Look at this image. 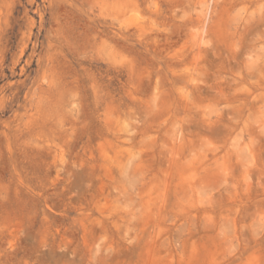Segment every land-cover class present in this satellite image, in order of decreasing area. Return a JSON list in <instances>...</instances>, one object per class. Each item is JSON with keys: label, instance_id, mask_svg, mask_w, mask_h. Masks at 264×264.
Wrapping results in <instances>:
<instances>
[{"label": "rangeland", "instance_id": "374dc122", "mask_svg": "<svg viewBox=\"0 0 264 264\" xmlns=\"http://www.w3.org/2000/svg\"><path fill=\"white\" fill-rule=\"evenodd\" d=\"M0 264H264V0H0Z\"/></svg>", "mask_w": 264, "mask_h": 264}]
</instances>
